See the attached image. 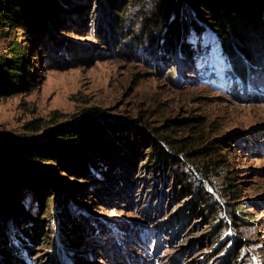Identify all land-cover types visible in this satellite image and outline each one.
Masks as SVG:
<instances>
[{"label": "trees", "instance_id": "obj_1", "mask_svg": "<svg viewBox=\"0 0 264 264\" xmlns=\"http://www.w3.org/2000/svg\"><path fill=\"white\" fill-rule=\"evenodd\" d=\"M61 32L91 36L98 52L119 48L130 60L143 54L146 59L158 54L165 61L179 55L189 65L200 45L198 40L211 32L234 66L241 63L251 72H255L253 66L264 67V0H0V37L10 38L0 51V97L30 88V54L39 60L58 58L59 65L75 55L88 62L82 48L70 44ZM192 34L197 39L194 46L189 40ZM258 75H264L262 70L253 73V79L263 87ZM78 116L69 125L48 128L41 119L28 121L23 128L30 135H20V140L0 135V264H31L30 256L39 248L47 255L54 244L48 226L49 222L53 226L55 217L57 236L67 250H78L91 239L85 229L91 236L95 228L99 232L106 229L99 222L93 226L83 215H74L62 195L55 198L59 183L42 177L36 165L54 174L65 171L84 179L95 207L112 200L147 208L157 202L156 211L168 216L167 222L182 224L200 218L202 233L196 242L211 249V260L238 264L249 247L241 233L242 224L256 221L246 207H230L238 206L241 191L228 171L224 149L229 137L210 139L188 118L152 127L143 118L114 119L98 107L84 108ZM178 129L182 134H175ZM19 165L31 168L26 174L37 213H31L20 199ZM198 177L211 186L213 181L223 180L220 199L229 207H222ZM223 211L228 215L222 219ZM226 228L238 235L220 256L228 243L227 237L222 238ZM13 238L23 243V252ZM188 248L192 245L184 247ZM43 258L36 256V264H42ZM132 258L143 260L136 255ZM57 261L64 264L59 255Z\"/></svg>", "mask_w": 264, "mask_h": 264}, {"label": "rangeland", "instance_id": "obj_2", "mask_svg": "<svg viewBox=\"0 0 264 264\" xmlns=\"http://www.w3.org/2000/svg\"><path fill=\"white\" fill-rule=\"evenodd\" d=\"M61 35L69 39L70 44L80 46L88 55V62L83 63L84 57L76 58L75 55L68 63L59 65L58 58L39 60L38 56L30 54L33 71L30 88L0 97V135H13L20 140V135H30L23 125L33 119H41L47 128L69 125L75 117L79 118L82 109L90 107L103 109L114 119L143 118L152 127L174 119H194L195 127L208 133V138L229 137L224 149L230 163L228 171L233 173V182L241 191L238 206L230 207H246L256 221L240 222L241 233L249 247H245L238 264H264V75L257 76L259 81L262 78L263 87L256 85L253 79L255 72L262 70L264 74V67L253 66L255 72H251L241 63L234 66L211 32L203 33L198 40L200 45H197L192 65L179 55L166 61L158 54L149 59L144 54L135 55L130 60L122 56L119 48L111 53H106L109 50L106 48L105 52H98L99 46L91 36L81 37L72 32H61ZM9 39L0 37V51ZM189 40L194 46L196 35L192 34ZM169 63L175 68L170 69ZM179 133L182 134V130L175 132ZM183 133L186 135L187 130ZM35 168L42 177L59 183V195L54 197L62 195L74 215H83L93 226L99 222L106 229L99 232L95 228L92 236L85 229L86 236L91 239L78 250H67L57 236L55 217L53 226L50 222L48 226L54 244L47 248V255L43 248H39L38 253L35 251L30 256L31 264L37 263L38 255L44 257L42 264H56L57 255L64 264H220L219 259L211 260V249L196 242L202 233L199 227L202 219L182 224L167 222L168 216L156 211L157 202L147 208L120 205L112 200L95 207L88 198L90 185L84 179L65 171L54 174L41 165ZM27 171L31 168L18 166L20 199L31 213H37L38 204L28 188L31 180ZM198 179L213 197L216 194L222 207H229L224 206L226 200L220 199L225 185L223 180H215L211 186ZM77 189L79 192L75 196ZM52 212L55 213L54 208ZM221 215L223 219L228 214L223 211ZM237 235L232 229L223 230L222 238L227 237L228 243L220 256L234 244ZM13 239L23 252V243ZM189 244L192 248L184 249ZM178 253L176 261L171 263ZM132 255L143 260L132 258Z\"/></svg>", "mask_w": 264, "mask_h": 264}, {"label": "water", "instance_id": "obj_3", "mask_svg": "<svg viewBox=\"0 0 264 264\" xmlns=\"http://www.w3.org/2000/svg\"><path fill=\"white\" fill-rule=\"evenodd\" d=\"M22 166V165H21Z\"/></svg>", "mask_w": 264, "mask_h": 264}]
</instances>
